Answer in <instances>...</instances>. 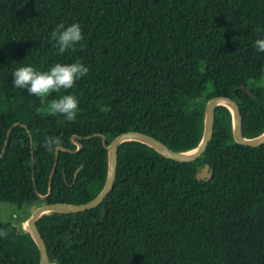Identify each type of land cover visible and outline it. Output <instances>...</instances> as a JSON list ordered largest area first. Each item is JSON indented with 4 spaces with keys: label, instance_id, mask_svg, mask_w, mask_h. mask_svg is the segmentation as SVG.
I'll list each match as a JSON object with an SVG mask.
<instances>
[{
    "label": "trees",
    "instance_id": "16d2710c",
    "mask_svg": "<svg viewBox=\"0 0 264 264\" xmlns=\"http://www.w3.org/2000/svg\"><path fill=\"white\" fill-rule=\"evenodd\" d=\"M61 23H78L83 35L63 55L51 39ZM257 39H264V0H0V202L28 213L42 202L91 200L107 177L102 136L109 144L135 130L175 151L195 149L213 96L235 99L243 135L259 136ZM78 60L89 72L71 89L35 96L13 87L21 67L45 72ZM68 94L78 99L73 122L49 112ZM45 137L60 138L57 153L43 147ZM206 163L211 178L197 179ZM29 215L0 220L7 233L0 264H39L23 226ZM38 227L48 264H264V144L237 143L232 113L219 105L199 158L180 162L125 141L114 186L98 206L44 213Z\"/></svg>",
    "mask_w": 264,
    "mask_h": 264
},
{
    "label": "water",
    "instance_id": "95a60500",
    "mask_svg": "<svg viewBox=\"0 0 264 264\" xmlns=\"http://www.w3.org/2000/svg\"><path fill=\"white\" fill-rule=\"evenodd\" d=\"M242 90L247 92L252 96V92L244 85L240 86ZM219 105L226 106L232 113V133L234 140L242 145L257 147L264 144V132L259 136L253 138H247L243 135V125H242V116L240 106L237 101L226 95H217L211 97L205 107L204 115V126L203 134L199 145L189 151H175L167 146L161 140L139 132L135 130L124 131L117 136H115L112 141L107 144L106 139L102 136V145L108 152V162H107V177L105 184L101 191L91 200L85 203H71V202H42L37 205L30 213L28 218V230L33 237L38 250H39V264H48V254L45 241L39 231L38 227V218L47 212H63V213H75L93 209L98 206L108 193L112 190L117 173V157H118V148L119 145L128 140H138L142 143L147 144L148 146L155 149L157 152L162 155L169 157L171 159L180 161V162H190L199 158L206 150L208 143L213 135L214 125H215V111L216 107ZM73 141L77 144V149L79 150L81 144L76 140V136H72ZM56 149L57 151L60 149ZM54 172V168L50 174L49 181V190L48 194L51 192V177ZM212 176V170L209 169V165L204 164L203 168L196 174L197 179H210ZM45 198L46 196H40Z\"/></svg>",
    "mask_w": 264,
    "mask_h": 264
},
{
    "label": "clouds",
    "instance_id": "9594fccd",
    "mask_svg": "<svg viewBox=\"0 0 264 264\" xmlns=\"http://www.w3.org/2000/svg\"><path fill=\"white\" fill-rule=\"evenodd\" d=\"M51 39L55 42L58 53L63 55L66 51H75L76 45L82 39V30L78 23H72L65 26L58 24L51 33ZM255 46L260 52H264V39H257ZM89 72L87 66L81 61L68 64L56 63L48 71H35L33 67H21L13 72V87L27 89L28 94L35 96H45L50 92H59L61 89H71L76 81ZM49 112L53 115L64 116L68 122L76 119L78 112V99L76 96L68 94L59 99L53 100L49 107ZM62 144L59 137H45L44 145L48 151L58 149ZM7 233L0 232V236H6Z\"/></svg>",
    "mask_w": 264,
    "mask_h": 264
},
{
    "label": "rangeland",
    "instance_id": "374dc122",
    "mask_svg": "<svg viewBox=\"0 0 264 264\" xmlns=\"http://www.w3.org/2000/svg\"><path fill=\"white\" fill-rule=\"evenodd\" d=\"M256 79L260 83H262L264 77L261 71H258L256 73ZM32 209L33 207H30V211L26 213L25 208H21L16 204L9 203V202H0V220H11L14 223H18L24 217H26L27 214H30ZM29 216L26 218V220L29 218Z\"/></svg>",
    "mask_w": 264,
    "mask_h": 264
},
{
    "label": "bare ground",
    "instance_id": "6f19581e",
    "mask_svg": "<svg viewBox=\"0 0 264 264\" xmlns=\"http://www.w3.org/2000/svg\"><path fill=\"white\" fill-rule=\"evenodd\" d=\"M23 225H24L25 227H28V219H27L26 221H24Z\"/></svg>",
    "mask_w": 264,
    "mask_h": 264
}]
</instances>
